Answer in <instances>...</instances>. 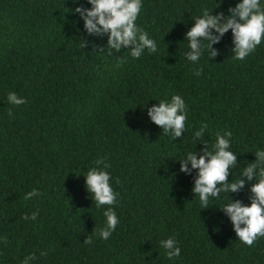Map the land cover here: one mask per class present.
Returning <instances> with one entry per match:
<instances>
[{
    "label": "trees",
    "instance_id": "1",
    "mask_svg": "<svg viewBox=\"0 0 264 264\" xmlns=\"http://www.w3.org/2000/svg\"><path fill=\"white\" fill-rule=\"evenodd\" d=\"M74 2L0 0V264L30 254V264H264V236L239 241L217 208L224 200L201 207L191 193L195 171L181 173L175 160L195 150L201 127L209 148L218 132L231 133L239 167L264 149V42L236 60L229 31L213 45L218 55L205 52L198 64L181 44L203 10L227 15L238 0H142L136 23L157 51L138 59L129 49L101 51L107 37H87L75 23L73 10L90 5ZM10 91L25 102L8 103ZM173 95L188 110L175 140L146 108ZM203 147L198 141L196 150ZM98 160L110 165L119 194V223L106 240L99 230L108 206L95 207L83 176L103 167ZM249 195L247 184L229 193L245 204ZM168 238L180 257L168 259L159 246Z\"/></svg>",
    "mask_w": 264,
    "mask_h": 264
},
{
    "label": "clouds",
    "instance_id": "2",
    "mask_svg": "<svg viewBox=\"0 0 264 264\" xmlns=\"http://www.w3.org/2000/svg\"><path fill=\"white\" fill-rule=\"evenodd\" d=\"M74 3L79 4L80 0H75ZM85 3L90 7H76L73 10V14L79 17L75 23L83 22L87 37H95L101 41L107 37L106 50L101 48V51L112 55L113 51L119 53L121 49H129L126 54L134 59L140 58L146 49L149 52L157 51L156 42L136 23L142 0H85ZM213 10H203L198 17L193 18V26L185 33L186 43L181 44L187 46V51L183 53L187 61L198 64L205 52L212 60L218 55L213 45L219 44L229 31L233 45L231 56L236 60H244L264 42V0H238L234 7L228 8L227 15L224 12L213 15ZM7 101L12 105L25 102L11 91L7 94ZM146 108L151 122L158 125L162 133L169 134L173 140L184 134L188 110L183 97L173 95L170 99L160 100L156 105ZM203 133V127L194 131L195 150L186 151L179 159H175L179 162V171L185 175H191L195 171L191 193L194 199L198 197L204 209L210 208V199L224 200L217 208L230 220L238 240L251 246L257 236H264V149L255 151V162L239 167L238 156L231 150L230 132H218L211 148L203 139ZM198 141L204 145L200 151L196 150ZM96 163L103 167L87 169L83 176L95 207L108 206L103 209L105 225L99 230V237L106 240L119 223L112 207L119 194L111 184V174L108 171L110 165L102 160ZM233 169L237 171L232 172ZM230 173L231 182L228 180ZM246 184L250 193L248 204L240 199L230 198L229 193L241 192ZM221 193H225L226 197H221ZM37 194L36 190L28 192L25 199ZM29 218L34 220L36 213H32L31 217H24ZM159 246L166 250L165 255L170 260L181 255V248L174 238L159 241ZM34 259V254L25 256L22 264H30Z\"/></svg>",
    "mask_w": 264,
    "mask_h": 264
}]
</instances>
